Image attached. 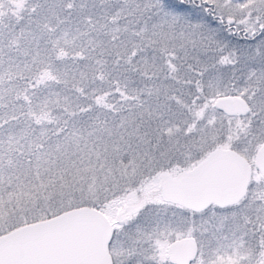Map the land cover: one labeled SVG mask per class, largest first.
Returning <instances> with one entry per match:
<instances>
[{"label":"snow or ice","instance_id":"6c2138e0","mask_svg":"<svg viewBox=\"0 0 264 264\" xmlns=\"http://www.w3.org/2000/svg\"><path fill=\"white\" fill-rule=\"evenodd\" d=\"M0 264H264V0H0Z\"/></svg>","mask_w":264,"mask_h":264}]
</instances>
